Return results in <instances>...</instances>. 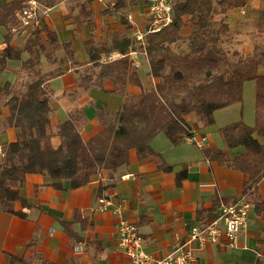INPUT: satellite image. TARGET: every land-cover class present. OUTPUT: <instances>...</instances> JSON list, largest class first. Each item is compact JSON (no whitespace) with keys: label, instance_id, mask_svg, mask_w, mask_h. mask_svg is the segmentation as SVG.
<instances>
[{"label":"crops","instance_id":"1","mask_svg":"<svg viewBox=\"0 0 264 264\" xmlns=\"http://www.w3.org/2000/svg\"><path fill=\"white\" fill-rule=\"evenodd\" d=\"M67 1L46 6L38 25H45L57 33L61 43H69L68 50L65 47L58 49L51 57L43 54L42 69L43 73L58 66L61 69L58 75L45 82L54 108L51 123L57 125L68 119L71 113L80 112L81 134L84 140H88L104 128L98 118L103 105L117 110L124 98L111 92L114 83L110 79L104 80L102 88L93 83L86 87L83 78L93 75L95 79L94 70H97L92 67L87 48L96 45L110 50L101 54V62H106L103 60L110 54H114L115 59L122 57L115 44L124 37L134 39L139 31L148 29V4L145 0H136L135 5L118 11L99 0L85 5V0ZM237 9L243 14L264 10V0H250L247 6ZM88 10H91V17ZM233 10L218 15L217 19L229 26L228 33L240 39L243 34L236 29L243 21L237 22L236 29L233 27L230 21ZM129 13L133 15V22L127 18ZM188 24L192 23L189 21L185 28ZM15 32L11 45L23 49L26 34ZM244 33L249 36L248 31ZM42 36H45L44 31ZM6 45L3 38L0 49ZM246 51L250 53L252 48ZM22 55L23 59L29 56L26 51ZM61 58L67 60L62 62ZM138 72L142 85L129 84V94L152 90L158 82L150 73L147 58L142 59ZM259 72L264 74V65L260 66ZM24 74L21 61L9 59L0 74V86L6 82L22 86V80L26 78ZM256 88V81L245 82L243 100L217 110L215 123L211 126H205L195 114L186 116L192 133L207 137L208 144L204 147H198L189 138L176 146L166 135L161 137L160 133L156 136L152 146L172 167L171 171L159 168L154 156L140 159L133 149L129 163L113 173L111 182L114 184L102 193L98 190L100 183L110 181L106 170L77 189L68 186L58 189L53 186L50 176L27 174L21 194L29 205L24 206L20 200L13 205L14 210L22 211L25 217L6 211L0 202V264H131L128 256L118 248L120 216L138 225L146 251L158 258L168 256L184 242L193 226L215 220L222 202L244 196L247 176L238 169L206 158L204 150L226 148L220 133L222 127L241 120L250 126L255 125ZM3 112L0 143L16 137V130L5 125L9 107L4 106ZM158 137L162 142L155 141ZM259 139L264 144V136ZM244 150V146H239L228 149V153L235 155ZM182 173L186 176L179 179ZM255 191L247 194L253 204L239 244L234 247L226 242H208L195 250L199 264H264V212L255 210V203L264 201V177ZM77 213L81 218L76 217ZM12 257L23 259V262H12Z\"/></svg>","mask_w":264,"mask_h":264},{"label":"trees","instance_id":"2","mask_svg":"<svg viewBox=\"0 0 264 264\" xmlns=\"http://www.w3.org/2000/svg\"><path fill=\"white\" fill-rule=\"evenodd\" d=\"M39 1L47 7L57 2ZM92 1L85 0L84 5ZM249 1L173 0V21L161 30L145 35L150 73L158 82L154 89L142 90L139 94L127 91L129 84L142 85L140 74L128 55L131 49L141 48L135 38L124 37L117 41L115 46L123 56L112 61H100L101 54L110 50L96 45L88 47L92 67L97 70H94L95 79L93 75L83 78L86 87L93 83L102 88L104 80L110 79L114 83L111 92L124 98L117 110L103 105L98 118L104 128L88 140H84L81 134L80 112L71 113L68 119L57 125L51 123L54 108L45 82L58 75L61 69L58 66L43 73L42 55L51 57L64 47L68 50L69 43H61L57 33L43 25L31 30L23 49L15 48L11 45L14 32L29 28L21 25L17 17V11L25 0L0 2V28L6 30L4 40L7 43L0 49V74L6 69L9 59L20 60L21 70L26 74L23 91L11 82L0 86V117L4 113L3 107L8 106L10 114L5 125L16 130L14 140L0 143L2 207L25 217L22 211H15L13 205L17 200L24 206L29 205L21 194L29 173L50 176L53 186L58 189L65 186L77 189L106 170L110 181L100 183L98 190L102 193L114 184L111 182L113 173L129 163L133 149L140 159L154 156L159 168L171 171L172 167L154 150V138L164 133L173 145L182 144L192 134L186 119L188 114L197 115L205 126L213 125L214 113L241 102L244 83L251 80L257 85L255 125L250 126L241 120L222 127L220 133L226 148H206L204 155L242 171L247 176L244 196L247 198V194H254L264 177V144L259 139L264 136V74L259 72L260 66L264 65V45H256L243 59L231 60L222 45L229 26L222 19L217 20L218 15L243 8ZM136 3V0H117L113 8L123 11ZM251 13H254V29L264 33V10L256 9ZM88 16H92L91 10H88ZM189 21L194 29L184 36L182 32ZM42 31L45 36H42ZM185 38L189 49L176 51L174 45ZM25 51L29 56L23 59ZM66 60L60 59L62 62ZM239 146H244L245 150L235 155L228 153V149ZM185 176L186 173H182L178 178ZM255 210L264 212V201L256 202ZM76 217L81 218L79 213ZM11 260L23 262L17 257Z\"/></svg>","mask_w":264,"mask_h":264},{"label":"built area","instance_id":"3","mask_svg":"<svg viewBox=\"0 0 264 264\" xmlns=\"http://www.w3.org/2000/svg\"><path fill=\"white\" fill-rule=\"evenodd\" d=\"M110 7H114L117 0H99ZM139 1V0H137ZM148 4L149 27L139 31L135 35L139 49H131L128 53L133 67L141 68L142 59H148L147 43L145 35L148 32H157L171 23L174 19L173 0H145ZM47 7L39 0H25L21 9L17 11V17L23 26H34L38 23L41 12H46ZM130 22L133 15L127 14ZM116 56L110 54L103 61L115 60ZM198 147L208 144L206 136L192 133L188 137ZM2 145L0 144V154ZM252 209L251 202L242 196L236 200L222 202L215 220L202 226H193L184 242L172 253L163 258H158L154 253L144 249V238L136 223L124 216H120L118 222L119 241L118 248L130 259L131 264H199L195 256V250L208 242L223 243L237 246L246 230ZM48 264V263H41Z\"/></svg>","mask_w":264,"mask_h":264},{"label":"rangeland","instance_id":"4","mask_svg":"<svg viewBox=\"0 0 264 264\" xmlns=\"http://www.w3.org/2000/svg\"><path fill=\"white\" fill-rule=\"evenodd\" d=\"M5 1H8V0H0V2H5ZM56 1L59 2L62 0H56ZM70 1L71 0H68L67 2H70ZM70 7H71V5H70ZM44 15H45V13L41 12L39 15L38 23L32 27H29V28L26 27L27 31L25 28L24 29L20 28L19 31H21V34L25 31L27 33L26 38L29 37L31 30H33L34 27L39 25V23L43 19ZM253 15H254V13L249 14V12H247L246 14H243L241 9H234L231 12L230 21L233 24V27L235 29H236L237 22L243 21V22H241L240 25H238V27L236 29L240 35L243 34V36H241V37L239 36L241 41H240V39H238V37H236L234 35L232 36V34H230V33H228L226 35V37L222 36L223 40H224L222 42V45L228 51V56L231 60L232 59H234V60L243 59L246 56V54L249 53L246 50H248V48H249V50L252 48V51H253V48L255 47L254 45H256V43H261L260 45H264V33H259L257 30L254 29V27H253ZM218 21H220V20H218ZM193 29H194L193 25L188 24V27L184 28L182 33L184 36H187L188 34H190L192 32ZM244 31H248L249 36L246 33H244ZM5 33H6L5 29H2V30L0 29V41L4 38L3 35ZM17 33H19V32H17ZM237 42H239V43L237 44ZM174 49L176 51H179V52L187 51L189 49L187 39L185 38L183 41H180L179 43L175 44ZM24 76H26V74H24ZM24 81L25 80L23 79L22 80V83H23L22 86H16L17 89H20L19 91L25 90L26 86H25ZM161 135H162L161 137H166L164 133H162ZM155 141L157 143L162 142V139L158 137V140H155Z\"/></svg>","mask_w":264,"mask_h":264}]
</instances>
